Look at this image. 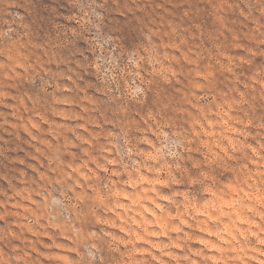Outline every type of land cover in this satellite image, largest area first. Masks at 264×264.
<instances>
[{"label":"rangeland","instance_id":"rangeland-1","mask_svg":"<svg viewBox=\"0 0 264 264\" xmlns=\"http://www.w3.org/2000/svg\"><path fill=\"white\" fill-rule=\"evenodd\" d=\"M0 264H264V0H0Z\"/></svg>","mask_w":264,"mask_h":264}]
</instances>
